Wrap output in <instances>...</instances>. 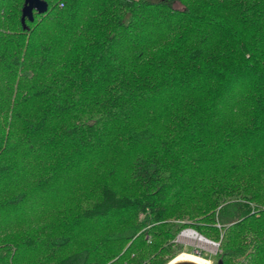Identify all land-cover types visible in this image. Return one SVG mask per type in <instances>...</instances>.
<instances>
[{"label": "trees", "instance_id": "obj_1", "mask_svg": "<svg viewBox=\"0 0 264 264\" xmlns=\"http://www.w3.org/2000/svg\"><path fill=\"white\" fill-rule=\"evenodd\" d=\"M44 1L0 0V264H165L187 227L264 264V0Z\"/></svg>", "mask_w": 264, "mask_h": 264}, {"label": "rangeland", "instance_id": "obj_2", "mask_svg": "<svg viewBox=\"0 0 264 264\" xmlns=\"http://www.w3.org/2000/svg\"><path fill=\"white\" fill-rule=\"evenodd\" d=\"M192 234L205 238L213 245H216V247L214 249H207L198 246L194 240L190 239V235ZM173 243H174L172 247V252H173L172 257H174L173 260L176 259L179 255H182L184 253L193 254V255H197L198 257H202L208 260L210 264H217L218 261L220 260L219 258L221 254L220 244L207 239L206 237L202 236L200 233L195 231L193 228L187 227L183 229L178 234V236L173 241ZM173 260H168L165 264H170Z\"/></svg>", "mask_w": 264, "mask_h": 264}, {"label": "bare ground", "instance_id": "obj_3", "mask_svg": "<svg viewBox=\"0 0 264 264\" xmlns=\"http://www.w3.org/2000/svg\"><path fill=\"white\" fill-rule=\"evenodd\" d=\"M190 239L194 240L196 244L200 247H204L207 249H214L216 245H213L211 242L206 240L205 238L198 235H190ZM177 262H192L194 264H210V262L202 257H198L197 255L184 253L179 255L176 259H174L170 264H175Z\"/></svg>", "mask_w": 264, "mask_h": 264}, {"label": "water", "instance_id": "obj_4", "mask_svg": "<svg viewBox=\"0 0 264 264\" xmlns=\"http://www.w3.org/2000/svg\"><path fill=\"white\" fill-rule=\"evenodd\" d=\"M48 10V4L44 0H25V6L23 9V20L29 19L34 21V12L44 14ZM175 264H194L192 262H177ZM217 264H224L222 260H219Z\"/></svg>", "mask_w": 264, "mask_h": 264}]
</instances>
